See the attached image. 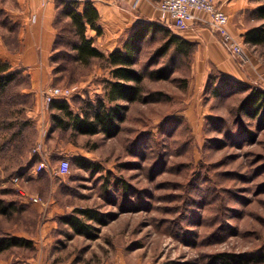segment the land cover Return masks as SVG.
Wrapping results in <instances>:
<instances>
[{
    "label": "rangeland",
    "instance_id": "1",
    "mask_svg": "<svg viewBox=\"0 0 264 264\" xmlns=\"http://www.w3.org/2000/svg\"><path fill=\"white\" fill-rule=\"evenodd\" d=\"M18 3L0 0V39L11 49L19 39L12 16ZM127 7L130 12L118 14L100 36L89 32L104 53L121 46L137 26L140 12ZM56 17V40L63 44L52 48L53 76L44 90L78 87L70 100L78 111L83 102L102 95L109 72L102 60L82 65L71 59L67 43L74 34L69 18L60 11ZM245 17L249 26L260 22L251 11ZM242 34L236 35L242 55L225 48L235 70L211 67L203 75L191 73L190 60L171 54L153 62L162 38L159 34L149 38L136 67L147 70L169 61L174 72L167 80L146 78L145 91H161L164 97L129 105L121 130L111 138L54 126L44 92L36 117L31 113V93L19 96L9 108L12 127L6 129L0 120V145L8 139L20 141L23 130L19 142L23 145L0 149V199L15 201L21 211L0 214V236L28 239L32 247L0 252V264H222L214 257L217 253L264 255V115L239 117L235 111L245 87L264 89V44L247 45ZM222 74L233 83L222 86L219 97H208L209 87L218 84ZM22 85H30L29 76L19 78L13 87ZM4 108L3 117L8 114ZM24 120L28 125L22 128ZM37 145L42 157L34 150ZM79 155L91 169L73 163ZM41 158L50 169L35 173ZM62 158L69 159L70 172L54 176ZM16 175L18 183L12 180ZM75 208L102 213V224L89 221L98 229L97 238L76 235L60 223L59 217Z\"/></svg>",
    "mask_w": 264,
    "mask_h": 264
},
{
    "label": "trees",
    "instance_id": "2",
    "mask_svg": "<svg viewBox=\"0 0 264 264\" xmlns=\"http://www.w3.org/2000/svg\"><path fill=\"white\" fill-rule=\"evenodd\" d=\"M260 1V0H256ZM64 4L60 13L69 18L74 39L67 43L73 54L71 59L82 65H89L92 60L99 59L105 62L109 77L105 79V87L102 95L94 100L83 102L78 111H74L70 106V99L53 100L49 108L51 110V120L54 126L62 129L71 128L76 134L94 135L102 133L104 137L111 138L116 136L121 130V124L125 120L126 111L129 105L133 103H152L158 102L164 94L161 91H145L144 81L146 78L152 81L167 80L174 72L175 66L166 62L156 68L138 69L136 64L139 61L145 43L154 35L159 34L162 43L157 46L153 52V62L167 54L190 60L192 63L196 44L185 40L182 36L176 34L160 20L147 21L140 23L132 29L122 42L121 46L116 47L104 53L94 44V39L88 37L89 29L95 30L96 35L102 33L101 27L97 24L99 13L90 1H85L82 11L78 10L77 0H63ZM251 15L260 22L252 25L242 34L243 42L247 45L264 44V3L259 4L251 11ZM57 18L54 20L56 37L58 36ZM55 37L53 50H58L60 45ZM18 70L13 69L11 64L0 59V111L5 108L8 114L0 116L1 125L5 124L6 129L12 127L13 121L9 116L12 114L9 108H13L17 98L28 95L21 94L19 89H14L13 85L17 81ZM222 78L212 89L209 87L208 97H219L220 88L227 85V82L233 83L231 78ZM186 83V79H182ZM12 87V88H11ZM245 89V90H244ZM243 90L244 95L238 101L236 106L237 116L255 117L264 115V89L260 87L247 86ZM246 91V92H245ZM8 107V110H7ZM20 112L19 109H14ZM9 115V116H8ZM28 125V120L21 123L22 128ZM19 140L23 135L20 130ZM13 135L16 134L14 131ZM20 141L7 140L0 145V149L9 150L23 145ZM73 163L85 170L91 169V163L82 156H76ZM21 211V207L15 201L5 202L0 199V214L4 216L13 215ZM60 223L68 226L76 235L86 239H95L98 237V229L89 221H96L102 224L105 219L102 213L93 208H75L71 213L61 215ZM13 246L32 247L30 240L18 238L15 236H0V252L7 251ZM217 256L222 264H251L264 262V255H246L241 253L221 252Z\"/></svg>",
    "mask_w": 264,
    "mask_h": 264
},
{
    "label": "crops",
    "instance_id": "3",
    "mask_svg": "<svg viewBox=\"0 0 264 264\" xmlns=\"http://www.w3.org/2000/svg\"><path fill=\"white\" fill-rule=\"evenodd\" d=\"M68 1V0H65ZM78 10L82 11L84 2L90 1L97 9L99 19L97 24L101 27L108 26L115 21L118 14L130 12L132 0H123L115 3L113 0H77ZM229 17V29L235 35H241L249 28L245 14L255 9L259 4L256 0H214ZM17 10L12 13L14 22L18 25V45L11 49L0 39V59L11 64L13 69L18 70L17 81L23 76L30 77L29 86H20L21 94L31 93L34 101V109L31 112L34 117L39 114L42 106V92L51 85L53 76V65L50 62L52 48L56 37L54 20L61 10L63 0H18ZM160 0H141L138 11L139 18L136 25L158 20L156 5ZM121 5V6H120ZM122 5H125L123 7ZM10 10L9 8H7ZM12 12V11H11ZM185 40L196 44V51L191 63V73H207L211 67L228 70L232 73L235 64L230 53L225 49L218 37L200 21H194L186 28L172 29ZM96 35L95 30L89 29ZM101 33V34H102ZM100 34V35H101ZM99 35V36H100ZM98 36V35H96ZM94 39V35H90ZM95 43V42H94ZM119 47V46H116ZM115 45L109 49L116 48ZM99 50L104 52L97 46ZM109 51L105 52L108 53ZM109 77V74L105 76Z\"/></svg>",
    "mask_w": 264,
    "mask_h": 264
},
{
    "label": "built area",
    "instance_id": "4",
    "mask_svg": "<svg viewBox=\"0 0 264 264\" xmlns=\"http://www.w3.org/2000/svg\"><path fill=\"white\" fill-rule=\"evenodd\" d=\"M120 3L123 0H113ZM141 0H132L130 6L138 9ZM158 11V20L163 22L171 29L186 28L194 21H200L206 25L210 31L215 34L223 46L232 55H242V42L238 36L229 29V17L226 12L218 6L214 0H160L156 5ZM78 90L74 86H51L44 91L43 101L49 106L56 99H70ZM35 152L42 157L40 145L35 147ZM71 164L68 158L59 160L52 174L58 177H64L69 174ZM50 169L48 161L44 158L37 163L34 172ZM13 182L20 181L19 175L12 178ZM22 193V192H21ZM33 202L38 201L37 196H31Z\"/></svg>",
    "mask_w": 264,
    "mask_h": 264
}]
</instances>
